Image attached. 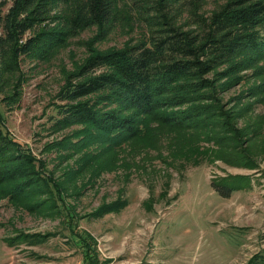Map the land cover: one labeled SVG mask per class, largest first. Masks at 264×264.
I'll list each match as a JSON object with an SVG mask.
<instances>
[{"label":"rangeland","instance_id":"obj_1","mask_svg":"<svg viewBox=\"0 0 264 264\" xmlns=\"http://www.w3.org/2000/svg\"><path fill=\"white\" fill-rule=\"evenodd\" d=\"M226 1L183 0L168 16L185 30H197L195 15L207 17ZM117 8L115 24L105 35L98 36L95 26L81 29L45 59L22 55L20 69L6 74L0 92L4 129L54 176L89 166L69 184L70 194L60 205L66 208L63 214L30 213L28 203L44 196L11 201L0 193V264H85L75 232L92 236L100 259H110L109 264H244L264 252V122L262 134L246 146L248 137L241 142L225 138L218 144L207 139L205 127L179 129L157 122L149 124L140 139L116 149L114 157L94 144L69 151L54 146L81 128L51 126L55 104L62 103L56 94L66 75L90 49L121 47L151 32L133 11L121 4ZM252 63L263 65L264 59ZM239 73L241 82L220 90L217 98L224 109L238 113L236 126L242 127L246 116L264 119V97L253 102L242 94L264 81V73L254 76L249 68ZM247 102L252 105L241 108ZM211 132L221 135L216 128ZM220 144L227 148L225 156ZM241 151L255 162L251 168ZM106 163L114 168L93 173L96 165ZM78 189L81 195L75 198ZM116 199L126 202L118 212L74 217ZM36 233L49 236L42 241ZM17 234L21 236L11 241Z\"/></svg>","mask_w":264,"mask_h":264},{"label":"trees","instance_id":"obj_2","mask_svg":"<svg viewBox=\"0 0 264 264\" xmlns=\"http://www.w3.org/2000/svg\"><path fill=\"white\" fill-rule=\"evenodd\" d=\"M182 1L0 0V92L7 82L6 74L20 69L22 55L45 59L79 30L91 26L97 27L98 36L105 35L114 26V16L120 12L117 5L121 4L151 26V32L147 38L121 47L90 49L82 63L66 75L56 94L62 103L55 104L57 115L51 118V126L55 130L72 125L81 128L69 140L55 143V148L79 150L94 144L114 157L116 149L140 139L152 122L179 129L202 126L209 130L207 139L218 144L225 138L241 142L248 137L245 145L262 134L263 117L246 116L243 126L237 127L238 113L224 109L217 92L239 84L243 79L239 72L245 68L254 76L264 73V63H252L264 59V0H227L207 17L195 15L197 30H185L168 16ZM244 93V98L251 97L253 102L260 100L257 96L264 97V81L247 87ZM251 105L247 102L241 108ZM219 146L225 156L227 148ZM242 153L251 168L255 162ZM88 166L68 168L61 177L54 176L45 170L42 159L4 129L0 112V193L11 201L44 196L28 203L30 213L63 214L66 208L60 205L70 194L69 184ZM112 168L107 163L96 165L93 173ZM80 190L74 192L75 198L81 195ZM125 205L116 199L83 215L74 213V217L96 218L118 212ZM75 207L68 204L70 210ZM36 234L42 241L49 236ZM74 234L82 243L85 264H109L110 259H100L92 236L87 232ZM244 264H264V252L254 254Z\"/></svg>","mask_w":264,"mask_h":264},{"label":"crops","instance_id":"obj_3","mask_svg":"<svg viewBox=\"0 0 264 264\" xmlns=\"http://www.w3.org/2000/svg\"><path fill=\"white\" fill-rule=\"evenodd\" d=\"M84 263V262H83ZM140 264H142V263H140Z\"/></svg>","mask_w":264,"mask_h":264}]
</instances>
